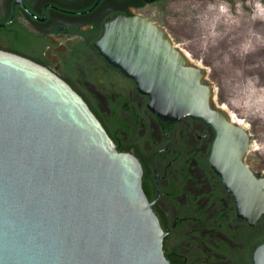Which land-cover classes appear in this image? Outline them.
<instances>
[{"label":"water","instance_id":"1","mask_svg":"<svg viewBox=\"0 0 264 264\" xmlns=\"http://www.w3.org/2000/svg\"><path fill=\"white\" fill-rule=\"evenodd\" d=\"M96 45L160 119L189 115L215 129L213 168L242 213H263L264 177L244 162L250 132L217 102L207 69L137 15L107 25ZM165 234L136 156L116 149L64 79L0 49V264H172ZM254 264H264V244Z\"/></svg>","mask_w":264,"mask_h":264},{"label":"flooded vegetation","instance_id":"2","mask_svg":"<svg viewBox=\"0 0 264 264\" xmlns=\"http://www.w3.org/2000/svg\"><path fill=\"white\" fill-rule=\"evenodd\" d=\"M161 4L0 0V49L29 58L64 79L87 103L116 149L136 156L142 188L166 232L163 252L170 262L254 264V252L264 244V212L256 219L242 213L213 168L215 129L189 115L160 119L137 80L97 48L106 26L120 16L137 15L163 26L150 17V7ZM247 156L244 162L252 172L264 177V166Z\"/></svg>","mask_w":264,"mask_h":264},{"label":"rangeland","instance_id":"3","mask_svg":"<svg viewBox=\"0 0 264 264\" xmlns=\"http://www.w3.org/2000/svg\"><path fill=\"white\" fill-rule=\"evenodd\" d=\"M150 17L207 69L217 102L251 133L248 160L264 166V0H169Z\"/></svg>","mask_w":264,"mask_h":264},{"label":"bare ground","instance_id":"4","mask_svg":"<svg viewBox=\"0 0 264 264\" xmlns=\"http://www.w3.org/2000/svg\"><path fill=\"white\" fill-rule=\"evenodd\" d=\"M188 56H189V54H188ZM231 113V112H230ZM232 115V114H231ZM232 118H233V116H232ZM234 119V118H233ZM235 120V119H234ZM235 121H237V120H235ZM237 122H239L242 126H246V125H244L242 122H240V121H237Z\"/></svg>","mask_w":264,"mask_h":264},{"label":"trees","instance_id":"5","mask_svg":"<svg viewBox=\"0 0 264 264\" xmlns=\"http://www.w3.org/2000/svg\"><path fill=\"white\" fill-rule=\"evenodd\" d=\"M161 3H165L167 0H160ZM169 1V0H168ZM231 1V0H230ZM172 263V262H171ZM173 264V263H172Z\"/></svg>","mask_w":264,"mask_h":264}]
</instances>
